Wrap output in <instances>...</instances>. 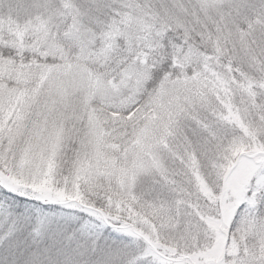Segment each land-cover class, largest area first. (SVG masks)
I'll return each mask as SVG.
<instances>
[{
    "label": "snow or ice",
    "instance_id": "1",
    "mask_svg": "<svg viewBox=\"0 0 264 264\" xmlns=\"http://www.w3.org/2000/svg\"><path fill=\"white\" fill-rule=\"evenodd\" d=\"M0 264H264V0H0Z\"/></svg>",
    "mask_w": 264,
    "mask_h": 264
}]
</instances>
